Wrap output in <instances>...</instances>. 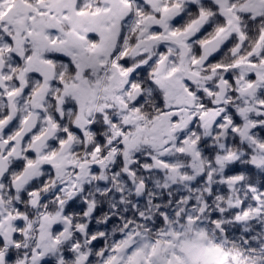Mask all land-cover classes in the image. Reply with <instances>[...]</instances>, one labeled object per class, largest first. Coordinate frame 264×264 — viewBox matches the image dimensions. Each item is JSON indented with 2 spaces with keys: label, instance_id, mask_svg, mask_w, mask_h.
Segmentation results:
<instances>
[{
  "label": "snow or ice",
  "instance_id": "1",
  "mask_svg": "<svg viewBox=\"0 0 264 264\" xmlns=\"http://www.w3.org/2000/svg\"><path fill=\"white\" fill-rule=\"evenodd\" d=\"M0 264H264V0H0Z\"/></svg>",
  "mask_w": 264,
  "mask_h": 264
}]
</instances>
